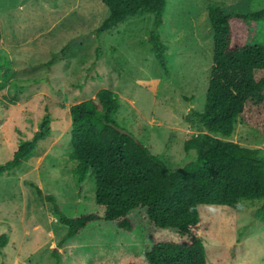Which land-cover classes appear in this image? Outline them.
Here are the masks:
<instances>
[{
    "label": "rangeland",
    "instance_id": "374dc122",
    "mask_svg": "<svg viewBox=\"0 0 264 264\" xmlns=\"http://www.w3.org/2000/svg\"><path fill=\"white\" fill-rule=\"evenodd\" d=\"M209 4L231 14L264 8V0H166L159 30L166 45L164 71L147 41L149 14L127 18L98 35L94 31L108 15L100 0H0V57L9 65L0 90V164L20 141L32 138L47 112L51 115L50 135L18 167L0 174V236L6 235L0 264H55L51 250L65 230L48 216L30 181L65 207L95 202L93 176L77 184L68 158L72 104L110 89L120 101L116 123L169 168L195 158V151L185 152L183 145L198 133L189 120L204 108L213 64ZM255 29L250 44L263 45L264 20ZM250 131L238 123L225 140L263 148L264 140ZM259 203L245 201L239 211L199 208L206 264H264V223L252 214ZM140 242L137 229L89 230L59 248L60 254L73 251L60 255V264H91L105 253L132 254Z\"/></svg>",
    "mask_w": 264,
    "mask_h": 264
},
{
    "label": "trees",
    "instance_id": "16d2710c",
    "mask_svg": "<svg viewBox=\"0 0 264 264\" xmlns=\"http://www.w3.org/2000/svg\"><path fill=\"white\" fill-rule=\"evenodd\" d=\"M100 1L108 15L94 31L98 35L127 18L151 15L150 52L167 71L166 45L159 36L166 0ZM207 14L213 64L204 108L193 111L194 119L189 120L198 133L183 145L185 152L195 151L192 161L171 169L120 128L113 118L120 108L119 97L110 89H100L94 98L70 106L72 175L79 185L93 176L95 202L65 207L29 182L48 216L65 230L51 250L55 264H60V255H73L72 250L58 252L66 241L107 227H115L118 233L137 229L140 246L132 254L121 251L94 257L91 264H206L201 206L239 211L243 202L256 205L259 201L253 219L264 223V146L246 147L225 140L238 123L264 140V44H250L257 24L264 20V8L231 14L209 4ZM8 77L9 65L0 57V90ZM50 124L47 112L32 138L20 141L12 157L0 164V174L18 167L34 151L50 135ZM5 242L3 234L0 251Z\"/></svg>",
    "mask_w": 264,
    "mask_h": 264
}]
</instances>
